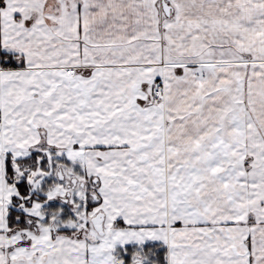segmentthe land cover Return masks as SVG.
<instances>
[{
    "label": "snow or ice",
    "instance_id": "1",
    "mask_svg": "<svg viewBox=\"0 0 264 264\" xmlns=\"http://www.w3.org/2000/svg\"><path fill=\"white\" fill-rule=\"evenodd\" d=\"M0 264H264V0H0Z\"/></svg>",
    "mask_w": 264,
    "mask_h": 264
}]
</instances>
